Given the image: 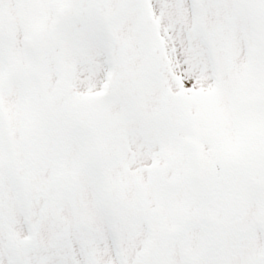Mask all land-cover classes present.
Here are the masks:
<instances>
[{"label":"snow or ice","instance_id":"6c2138e0","mask_svg":"<svg viewBox=\"0 0 264 264\" xmlns=\"http://www.w3.org/2000/svg\"><path fill=\"white\" fill-rule=\"evenodd\" d=\"M0 264H264V0H0Z\"/></svg>","mask_w":264,"mask_h":264}]
</instances>
